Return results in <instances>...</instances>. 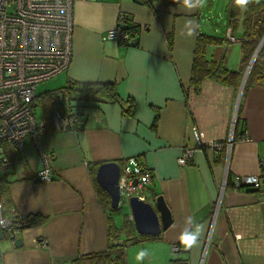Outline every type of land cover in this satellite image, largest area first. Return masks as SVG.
Here are the masks:
<instances>
[{"label": "crops", "instance_id": "obj_1", "mask_svg": "<svg viewBox=\"0 0 264 264\" xmlns=\"http://www.w3.org/2000/svg\"><path fill=\"white\" fill-rule=\"evenodd\" d=\"M232 5L234 0L219 3L221 11L215 14L213 0L194 8L142 0L74 3L72 57L59 74L65 86L115 83L118 101L85 100L95 110L84 126L58 132L52 129L50 96L49 109L41 96L39 116L47 129L38 144L28 138L22 151L3 144L11 168L0 170L2 213H17L14 227L28 223L30 216L41 220L16 229L20 247L3 230L0 264H70L110 244L123 246L124 264H264V185L257 191L235 187L231 180L258 174L264 160V85L245 86L248 75L242 84L247 65L233 84L206 77L195 93L190 83L198 35L220 38L205 46V59L240 68L245 8L237 7L232 19ZM119 11L134 27L133 43L107 35ZM229 31L237 41L226 39ZM130 102L132 112L127 113ZM236 120L239 135L234 138ZM231 133L229 151L211 146L227 141ZM186 147L194 149L193 157L180 166L177 158ZM131 157L151 171L149 184L135 195L149 202L162 196L170 212V223L158 235L139 234L130 208L110 210L97 190L93 167L96 172L100 163L115 161L121 168ZM45 165L52 178L41 181L38 172ZM124 220L128 232L122 230ZM197 226L204 233L198 246L174 252L181 232ZM144 249L149 255L138 261Z\"/></svg>", "mask_w": 264, "mask_h": 264}, {"label": "built area", "instance_id": "obj_2", "mask_svg": "<svg viewBox=\"0 0 264 264\" xmlns=\"http://www.w3.org/2000/svg\"><path fill=\"white\" fill-rule=\"evenodd\" d=\"M77 0H0V170L7 171L11 162L4 153L3 144H11L22 151L25 140L30 138L36 145L38 137L46 132L42 116H37L33 103L38 84L54 78L68 69L72 57L73 7ZM126 14L119 11L115 25L108 31V37L123 44L132 42ZM230 42L237 38L229 31ZM52 129L58 132L81 129L90 112L95 108L87 101L73 97L65 89L50 92ZM198 145H201L197 129L192 127ZM244 137V136H242ZM233 139L216 141L213 148L229 151ZM194 149H182L177 158L180 166L188 164ZM46 161L47 155L42 153ZM41 181L51 180V169L45 165L38 172ZM151 180V171L135 157L127 158L119 172V205L124 197L142 190ZM232 184L238 188L249 187L261 190L264 185V160L259 161L258 174L234 175ZM138 196V195H137ZM143 198V196H139ZM0 202V226L9 230L17 218L10 210L3 215ZM184 247L174 244L177 252ZM185 249V248H184Z\"/></svg>", "mask_w": 264, "mask_h": 264}, {"label": "trees", "instance_id": "obj_3", "mask_svg": "<svg viewBox=\"0 0 264 264\" xmlns=\"http://www.w3.org/2000/svg\"><path fill=\"white\" fill-rule=\"evenodd\" d=\"M149 3L153 1H159L168 4H178L183 3V0H142V2ZM238 6H230L228 10L229 17L236 18L238 14ZM239 8V7H238ZM245 17L243 18V31L241 35V47L243 50V57L241 60L240 68L236 70H230L225 66L223 59L219 60H207L205 59V46L208 44H214L219 42L220 38L215 36H205L198 35L196 40V49L194 54V59L192 63L190 83L193 86L195 93H198L201 88V82L204 78L209 77L215 80L227 84H233L240 79L244 68L246 67L251 55L253 54L256 46L264 36V1H250L245 7L244 11ZM128 30L133 34L134 27H128ZM169 45L171 43V37H168ZM259 84L264 85V44H262L260 50L258 51L251 69L249 71L246 84L247 85ZM63 89L71 93L73 97L82 99V100H92V101H104V102H117L118 95L116 91L115 83H68ZM49 93L41 95L43 98H46V107L50 108L49 103ZM41 96H36L33 107L39 102ZM131 103V102H130ZM127 113L132 112V103L130 107L126 110ZM239 121L236 120L234 127V138L239 135ZM93 176L95 175V167L91 169ZM97 190L101 195L104 204L109 207L110 201L109 196L106 192L100 189L97 186ZM110 210L114 211L115 209ZM41 219L38 216H30L28 219V224L36 223ZM128 221L124 220L123 228L124 231H130ZM116 236V235H115ZM70 264H124V252L122 245L110 244L108 249L101 252H95L91 254L80 255L77 258L73 259Z\"/></svg>", "mask_w": 264, "mask_h": 264}, {"label": "water", "instance_id": "obj_4", "mask_svg": "<svg viewBox=\"0 0 264 264\" xmlns=\"http://www.w3.org/2000/svg\"><path fill=\"white\" fill-rule=\"evenodd\" d=\"M135 3L140 4L141 0H132ZM133 43V42H132ZM262 44H264V36H262L258 45L256 46L244 72L242 84L248 75V72L253 64V61L260 50ZM120 167L115 161H108L100 163L95 172V180L97 184L103 189L110 198V206L112 209L119 208V178ZM128 204L131 212V216L134 222L136 231L139 234L146 235H158L162 228H165L171 220L170 212L162 198L157 196L154 201L149 202L137 195H132L128 198ZM28 223H22L17 227L12 226L9 229L11 237L14 239L15 246L20 247L22 240L19 236V232L16 229H22L28 227ZM3 237V230L0 226V239ZM171 264H187L186 261Z\"/></svg>", "mask_w": 264, "mask_h": 264}, {"label": "clouds", "instance_id": "obj_5", "mask_svg": "<svg viewBox=\"0 0 264 264\" xmlns=\"http://www.w3.org/2000/svg\"><path fill=\"white\" fill-rule=\"evenodd\" d=\"M205 2V0H183V4L187 8H194L198 5H201ZM250 0H234V3L241 7L242 9L245 8ZM189 34H193V32L190 30ZM202 226H197V228L194 231H188L185 229L183 232H181L180 236L178 237V240L180 244L185 249H192L196 246H198V243L201 239V237L204 235V233L201 231ZM149 255L148 251L146 249L140 250L137 253L136 259L138 261L144 260Z\"/></svg>", "mask_w": 264, "mask_h": 264}, {"label": "rangeland", "instance_id": "obj_6", "mask_svg": "<svg viewBox=\"0 0 264 264\" xmlns=\"http://www.w3.org/2000/svg\"><path fill=\"white\" fill-rule=\"evenodd\" d=\"M207 0H205V2L203 4L206 3ZM225 0H213V7L217 10H214L215 14L216 13H219L221 10H220V6H218L219 3L223 2ZM221 20H218V23H220ZM222 31H223V28H222ZM211 32L213 33L214 31L211 30ZM220 34V32L218 33ZM231 62V60H230ZM226 63V62H224ZM227 65V64H225ZM227 67H230V66H227ZM66 84L65 82V78H64V75L63 74H59L57 75L56 77L52 78V79H49L47 81H44L40 84L37 85L36 87V95H43L45 93H50V92H55L57 90H60L62 89V87H64ZM41 107L36 104L35 106V113L37 116H39L41 114ZM136 192H133L131 194H129L128 196H125L124 197V200L122 202V204L119 206V210L117 209V211L119 213H123L124 211L128 210L129 209V204H128V198L132 195H135ZM119 216V214H118Z\"/></svg>", "mask_w": 264, "mask_h": 264}]
</instances>
